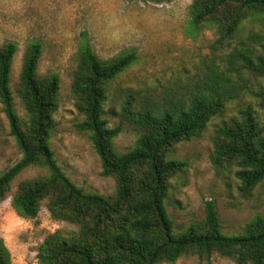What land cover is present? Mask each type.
Returning <instances> with one entry per match:
<instances>
[{
	"label": "trees",
	"instance_id": "1",
	"mask_svg": "<svg viewBox=\"0 0 264 264\" xmlns=\"http://www.w3.org/2000/svg\"><path fill=\"white\" fill-rule=\"evenodd\" d=\"M189 15L190 36L196 38L207 28L216 38L209 60L176 88L163 91L155 85L111 95L114 83L138 61L136 51L126 49L104 59L86 40L77 52L72 81L75 108L82 117L77 127L89 135L102 176L115 181L108 197L82 191L55 159L50 141L61 80L56 73L39 74L42 43L27 42L16 86L26 120L16 111L11 86L19 46H0V102L22 153L15 166L0 174V203L20 173L40 167L47 175L18 184L14 211L35 220L47 201L54 220L77 227L71 236H46L37 251L39 264H175L189 256L209 262L214 255L237 264H264L263 215L245 226L244 235L230 236L212 201L205 203L204 218L186 227H177L167 210L172 181L188 169L186 161L172 158L176 147L201 137L217 119L221 121L212 139L213 167L218 172L234 170L243 197L264 183V115L247 105L225 119L229 103L247 89L250 77L263 79L252 94L264 111V39L251 31L241 36L246 23L264 25V0H192ZM124 132L136 140L121 153L115 141ZM0 264H12L1 239Z\"/></svg>",
	"mask_w": 264,
	"mask_h": 264
},
{
	"label": "rangeland",
	"instance_id": "2",
	"mask_svg": "<svg viewBox=\"0 0 264 264\" xmlns=\"http://www.w3.org/2000/svg\"><path fill=\"white\" fill-rule=\"evenodd\" d=\"M191 4L192 0H0V46L7 42L19 46L11 75L16 111L21 119H27L16 86L26 44L38 40L43 46L39 74L56 73L61 80L51 148L65 175L85 193L108 197L115 191V181L102 176L101 162L89 135L77 127L82 117L75 108L72 81L78 50L87 40L104 59L126 49L136 51L138 61L114 83L111 95L119 96L129 89L147 91L155 85L163 91L164 87L176 88L209 60L216 38L214 31L207 28L196 38L189 35ZM250 31L264 39V25L246 23L241 36H247ZM260 84L263 79L248 78L247 89L236 101L229 103L225 119L247 105L264 115L252 94ZM220 121H212L201 137L176 147L172 158L186 161L188 169L172 181L167 210L177 227H186L202 220L205 203L212 201L224 233L240 236L255 216H264V183L257 186L251 196L243 197L235 171L218 172L213 167L212 139L215 125ZM115 123L113 119L111 127ZM135 140L134 134L124 132L115 145L124 153ZM21 158L0 102V174L15 166ZM45 175L46 170L40 167L27 168L15 178L11 192L0 203V239L11 253L12 264H39L37 251L46 236L55 232L71 236L77 231L72 224L54 220L47 209V201L35 220L23 219L14 211L12 200L18 184ZM175 264L237 263L231 258L214 255L209 262L189 256Z\"/></svg>",
	"mask_w": 264,
	"mask_h": 264
}]
</instances>
